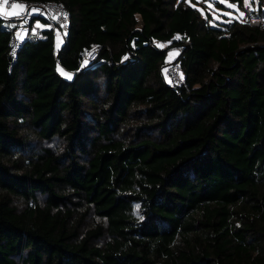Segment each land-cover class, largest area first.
<instances>
[{
    "label": "trees",
    "instance_id": "1",
    "mask_svg": "<svg viewBox=\"0 0 264 264\" xmlns=\"http://www.w3.org/2000/svg\"><path fill=\"white\" fill-rule=\"evenodd\" d=\"M27 1L70 22L10 68L0 17V264H264V27L187 0Z\"/></svg>",
    "mask_w": 264,
    "mask_h": 264
},
{
    "label": "built area",
    "instance_id": "2",
    "mask_svg": "<svg viewBox=\"0 0 264 264\" xmlns=\"http://www.w3.org/2000/svg\"><path fill=\"white\" fill-rule=\"evenodd\" d=\"M17 4L22 7L13 9L12 4ZM0 17L13 20L10 30L8 42V57L10 59L9 67L15 62L21 46L25 41H36L43 37L42 30L51 29L54 35V46L58 40L64 42L65 35L69 28V12L61 1H27V0H0ZM238 20L259 28L264 27V18L254 14L252 11L249 13L243 12ZM40 20L47 24V27H41L37 24ZM58 38V40H57ZM170 54V53H169ZM169 57V58H168ZM98 48L88 50L78 61V66L73 70H67L61 65L62 75L78 73L84 66L91 65L104 60H97ZM175 56H167L165 64L162 66V75L166 82L173 86L178 87L184 84V77L180 64L175 60ZM106 63L111 64L110 60Z\"/></svg>",
    "mask_w": 264,
    "mask_h": 264
},
{
    "label": "rangeland",
    "instance_id": "3",
    "mask_svg": "<svg viewBox=\"0 0 264 264\" xmlns=\"http://www.w3.org/2000/svg\"><path fill=\"white\" fill-rule=\"evenodd\" d=\"M187 1L193 6L197 7L203 16L206 17L208 16L211 19L212 24L229 23L233 19H237L239 16H241L243 12L249 13L250 11L253 10L257 11L258 4L261 2V0H244L243 3L244 6L241 7L237 3H232L226 0H224V2H221V0H187ZM228 5H232V6L229 7ZM36 22L41 27H47V24L40 20H37ZM169 53L168 56H175V53H177V51L173 49ZM66 76L69 77L68 75ZM137 212H138V208L136 206V214Z\"/></svg>",
    "mask_w": 264,
    "mask_h": 264
},
{
    "label": "crops",
    "instance_id": "4",
    "mask_svg": "<svg viewBox=\"0 0 264 264\" xmlns=\"http://www.w3.org/2000/svg\"><path fill=\"white\" fill-rule=\"evenodd\" d=\"M0 11L4 12L3 9L0 8ZM63 44V41L60 39L57 41V44L55 47V50L59 49L61 47V45ZM60 72H61V69L59 68ZM63 76H66V75H63ZM70 77V76H69Z\"/></svg>",
    "mask_w": 264,
    "mask_h": 264
},
{
    "label": "snow or ice",
    "instance_id": "5",
    "mask_svg": "<svg viewBox=\"0 0 264 264\" xmlns=\"http://www.w3.org/2000/svg\"><path fill=\"white\" fill-rule=\"evenodd\" d=\"M5 2H7V0H5ZM221 2H224V0H221ZM228 6L231 7L232 5H228ZM11 7H12L13 9H15V8H17V7H22V6L13 3V4L11 5ZM38 27H39V25H38Z\"/></svg>",
    "mask_w": 264,
    "mask_h": 264
}]
</instances>
